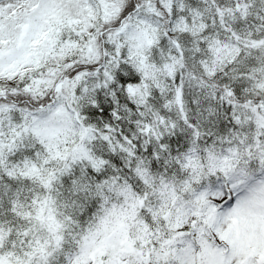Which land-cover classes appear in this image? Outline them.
Wrapping results in <instances>:
<instances>
[{
  "label": "snow or ice",
  "instance_id": "1",
  "mask_svg": "<svg viewBox=\"0 0 264 264\" xmlns=\"http://www.w3.org/2000/svg\"><path fill=\"white\" fill-rule=\"evenodd\" d=\"M0 264H264V0H0Z\"/></svg>",
  "mask_w": 264,
  "mask_h": 264
}]
</instances>
